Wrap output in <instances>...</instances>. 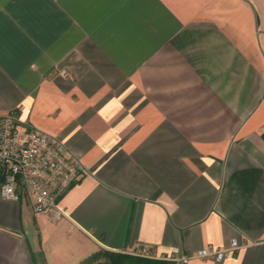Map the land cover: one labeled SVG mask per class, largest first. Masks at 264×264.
Instances as JSON below:
<instances>
[{
	"label": "crops",
	"instance_id": "1",
	"mask_svg": "<svg viewBox=\"0 0 264 264\" xmlns=\"http://www.w3.org/2000/svg\"><path fill=\"white\" fill-rule=\"evenodd\" d=\"M0 115L86 172L59 221L0 197V264H264V0H0Z\"/></svg>",
	"mask_w": 264,
	"mask_h": 264
},
{
	"label": "built area",
	"instance_id": "2",
	"mask_svg": "<svg viewBox=\"0 0 264 264\" xmlns=\"http://www.w3.org/2000/svg\"><path fill=\"white\" fill-rule=\"evenodd\" d=\"M85 174L80 160L58 138L0 115V197L3 200L26 204L34 215L59 221L65 216L59 200ZM237 247L234 242L225 248L208 247L189 256L164 260L173 264H186L190 259L221 262ZM133 256L156 259L146 249Z\"/></svg>",
	"mask_w": 264,
	"mask_h": 264
},
{
	"label": "trees",
	"instance_id": "3",
	"mask_svg": "<svg viewBox=\"0 0 264 264\" xmlns=\"http://www.w3.org/2000/svg\"><path fill=\"white\" fill-rule=\"evenodd\" d=\"M116 258L110 264H121V261H125V259H130L133 264H171L168 261H161V260H151V259H144V258H132L126 257L124 255H114Z\"/></svg>",
	"mask_w": 264,
	"mask_h": 264
},
{
	"label": "rangeland",
	"instance_id": "4",
	"mask_svg": "<svg viewBox=\"0 0 264 264\" xmlns=\"http://www.w3.org/2000/svg\"><path fill=\"white\" fill-rule=\"evenodd\" d=\"M126 257H132V258H139V257H136V256H130V255H124ZM115 256H107V257H104L103 259H101L102 263L100 264H110L113 260H115ZM121 264H133L132 261L129 259H125V261H121L120 262Z\"/></svg>",
	"mask_w": 264,
	"mask_h": 264
}]
</instances>
